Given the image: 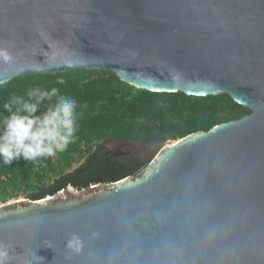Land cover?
I'll return each instance as SVG.
<instances>
[{"label":"water","instance_id":"1","mask_svg":"<svg viewBox=\"0 0 264 264\" xmlns=\"http://www.w3.org/2000/svg\"><path fill=\"white\" fill-rule=\"evenodd\" d=\"M72 69L251 112L151 147L135 177L1 204L0 264H264V0H0V85Z\"/></svg>","mask_w":264,"mask_h":264},{"label":"trees","instance_id":"2","mask_svg":"<svg viewBox=\"0 0 264 264\" xmlns=\"http://www.w3.org/2000/svg\"><path fill=\"white\" fill-rule=\"evenodd\" d=\"M250 112L226 93L151 92L105 70L15 77L0 85V202L135 177L154 157L151 146ZM108 141L146 143L150 149L122 161L106 152Z\"/></svg>","mask_w":264,"mask_h":264},{"label":"rangeland","instance_id":"3","mask_svg":"<svg viewBox=\"0 0 264 264\" xmlns=\"http://www.w3.org/2000/svg\"><path fill=\"white\" fill-rule=\"evenodd\" d=\"M159 149V148H158ZM158 149L155 151V154L157 153V151H158ZM83 160H84V158H81L74 166H73V169L72 170H74L77 166H79L82 162H83ZM71 170V171H72ZM23 197H25L24 195H19L17 198H15V199H11V200H9V201H7V202H11V201H14V200H25V201H27L28 199L27 198H23ZM1 204H3V203H1L0 202V205Z\"/></svg>","mask_w":264,"mask_h":264},{"label":"flooded vegetation","instance_id":"4","mask_svg":"<svg viewBox=\"0 0 264 264\" xmlns=\"http://www.w3.org/2000/svg\"><path fill=\"white\" fill-rule=\"evenodd\" d=\"M108 142H109V141H108ZM122 143H126V144H127V142H122ZM106 144H107V142L104 144V148H105V145H106ZM149 147H150V145H149ZM151 147H152V146H151ZM105 150H106V148H105ZM106 152H107L108 154H110L107 150H106ZM110 155H111V154H110ZM93 156H94V154H93ZM93 156H92V157H93ZM82 163H83V162H82ZM82 163H81L79 166H81ZM79 166H78V167H79Z\"/></svg>","mask_w":264,"mask_h":264}]
</instances>
